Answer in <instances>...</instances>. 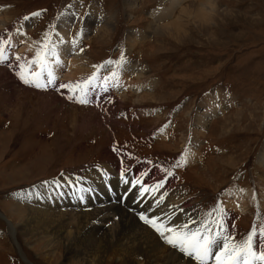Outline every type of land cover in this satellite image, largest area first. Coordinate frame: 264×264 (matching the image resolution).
<instances>
[{"label": "rangeland", "instance_id": "rangeland-1", "mask_svg": "<svg viewBox=\"0 0 264 264\" xmlns=\"http://www.w3.org/2000/svg\"><path fill=\"white\" fill-rule=\"evenodd\" d=\"M186 2L179 1L173 11L171 0H0L5 39L33 11L43 15L26 28L29 42L38 40L49 23L65 29L58 17L73 5L82 19L71 31L84 28L88 62L116 61L123 52L128 62L148 69L143 79L130 78L140 84L137 93L120 88L111 93V104L102 99V107H96L70 103L60 92L29 88L0 66V264H73L57 258L59 251L48 256L37 238L15 231L10 236L8 225L17 227L21 210L27 211L16 193L31 191L38 200L37 191L49 196L42 182L61 172L82 174L93 168L98 174L104 165L119 171V152L168 166L191 144L173 186L184 189L205 213L214 198L222 200L233 215L237 243L253 224L257 231L259 221L264 225V206L258 202L264 197V0H221L218 7L225 12L207 27L179 16ZM154 17L161 29L155 35L148 28ZM20 43L13 51L23 47ZM90 74L82 70L77 79ZM232 191L253 195L241 215L239 207H227L234 200ZM96 198L102 197L89 200Z\"/></svg>", "mask_w": 264, "mask_h": 264}, {"label": "snow or ice", "instance_id": "snow-or-ice-1", "mask_svg": "<svg viewBox=\"0 0 264 264\" xmlns=\"http://www.w3.org/2000/svg\"><path fill=\"white\" fill-rule=\"evenodd\" d=\"M42 15V11H33L30 15H24L23 20L30 22ZM70 16L73 20V24L68 26L70 35H62L56 25L49 23L38 40L28 43L24 39L26 31L17 27L16 35L22 38V42L28 43L26 53L13 54L14 38L10 31L8 39L0 35V66L12 70L21 84L41 91L60 92L70 103L102 107L103 99L111 104V93L125 87L123 66L128 61L123 52L119 60L108 59L102 64H93L94 71L83 79L69 83L58 80V69L63 70L67 66L64 58L84 52V28L74 33L71 31L82 17L76 13ZM102 69L105 71L102 72ZM170 126L169 121L164 129ZM112 151L116 153L119 149L114 148ZM119 156L118 183L123 186L121 191H113L111 181L115 177L103 167L97 169L99 180L114 201L123 205L134 218L138 217L137 223L142 224L145 231L151 230L150 235L172 249V264H264V225L257 231V226L253 224L246 238L237 243L232 235L235 226L230 224V213L219 198H214L213 206L200 219L187 213L181 216L177 212L178 205L166 203L170 195L167 185L171 179L177 178L175 171L187 164L189 147L174 157L168 166L163 162L138 160L124 152H119ZM95 182L86 175H66L61 172L58 178L43 181L42 185L48 190L49 199L54 198L51 193H55L56 198L70 196L74 204L86 205L97 194ZM16 196L26 198L23 191L17 192ZM35 196L38 200L44 198L39 191ZM31 198L32 192L29 191L27 199ZM83 210L91 211L87 207ZM97 222L92 221L94 224ZM254 240L258 242V251L254 247Z\"/></svg>", "mask_w": 264, "mask_h": 264}, {"label": "bare ground", "instance_id": "bare-ground-1", "mask_svg": "<svg viewBox=\"0 0 264 264\" xmlns=\"http://www.w3.org/2000/svg\"><path fill=\"white\" fill-rule=\"evenodd\" d=\"M179 1L181 0H171L173 11L176 10ZM70 6L68 9L60 13L58 17V23L61 26L67 25L65 29H57L62 35H69L68 26L73 23L70 14L71 11L74 13L77 7L75 8L73 5ZM155 18L156 17H154L152 22L153 24L148 26L150 34L154 35L158 28H160L159 24L155 21ZM34 21L35 18L30 22L23 21L21 27L26 31V28L28 29ZM3 22L2 14L0 12V35H2L5 30ZM104 28L106 30V27ZM159 30L161 31V29ZM12 36L14 38V43L18 41L23 45L20 50L13 51V54L26 53L28 50V43H30L27 35L24 39H26L28 43L22 42V38L17 36L16 32L13 33ZM14 43L12 47H14ZM28 54H30V52ZM66 58L67 59L64 60L65 65H67L65 68L66 72L64 71L65 73L59 82H73L78 80L77 76L80 72L82 74V70L83 72L89 71L91 73L94 71L92 68L93 64L86 60L84 53H77L76 55L68 56ZM68 60L71 61L70 64H68ZM146 71H148V69L146 70L143 66L134 65L130 62L126 63L123 66V84L125 87H122V89L126 88L137 93L140 89V84L131 82L130 78L133 76L136 80L143 79ZM6 75L8 76L9 74ZM126 76L130 77L126 80ZM7 79H10L9 76ZM206 111L202 113L203 115L199 116L200 125L205 124ZM195 134V137L200 135H197L198 132ZM189 149H191V144ZM101 167L115 177L111 181V186L114 192H120L123 186L118 183V171L115 170V168H110L108 165ZM135 167L136 165L133 166V168ZM140 167L143 168V165H140ZM85 172H87L89 178L96 181L94 184V187L97 188L96 195H100L102 197L101 199H94V203L88 200L86 205H78L72 202L70 196L61 199L56 198L55 193H51V195H54V198L52 199H49V196L42 195L44 198L41 200H35L34 196L29 200L27 199L28 194H26V198L21 199L20 201L24 200L27 211L24 212L21 210V206L19 205V210H21V212L19 211L21 213V222L17 227L8 223L10 225H8L10 236H13L15 231L18 232L19 235L29 237L30 239L37 238V240L43 241L48 256L53 257V255L56 254L55 252L59 251V253L56 254L57 258L61 256L64 262H70L73 264H172V249L169 246L164 245L162 241L155 239L153 235H150L151 230L145 231L142 224L137 223L138 217L134 218L133 214L127 212L123 205L114 201L112 196L108 195L106 187L100 182L99 176L95 173L93 168L87 171L83 170L82 175H85ZM174 182L175 179H171L167 185L170 195L166 198V203L169 205L173 203L178 205L177 212L181 216H184V214L187 213V215H192L195 216L196 219H200L205 214V209L201 206L200 208L197 207V204L195 205L193 201L186 198L185 190L173 186ZM262 183L263 181L260 182L259 186L262 185ZM64 190L67 192L66 189ZM232 192V198L234 200L230 199L229 203L231 205H228L227 207H239L237 209L238 211L239 209L242 210L239 213V215H241L246 212L247 209L245 200L252 199L253 195L250 193L251 191H248V194L244 193L245 191L242 193L238 191ZM44 193L50 195L48 191ZM118 199L119 197H117V200ZM147 202L148 201H145V203ZM258 202L259 205L263 207L264 197ZM85 207L91 209V211H84L83 209ZM181 209L183 210L182 212L180 211ZM261 212L262 211H258L260 216L263 215ZM36 215L39 218H36ZM232 217L233 215L230 214V222ZM93 220H97L98 222L94 224L92 223ZM259 226H261L260 221ZM254 247L256 250L259 249L256 240H254Z\"/></svg>", "mask_w": 264, "mask_h": 264}, {"label": "clouds", "instance_id": "clouds-1", "mask_svg": "<svg viewBox=\"0 0 264 264\" xmlns=\"http://www.w3.org/2000/svg\"><path fill=\"white\" fill-rule=\"evenodd\" d=\"M220 2L221 0H187L181 6L179 16L201 26H210L216 23L220 13L225 12V9L218 7Z\"/></svg>", "mask_w": 264, "mask_h": 264}]
</instances>
